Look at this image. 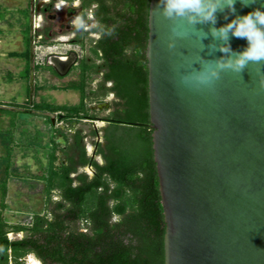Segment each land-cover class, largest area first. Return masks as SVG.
Segmentation results:
<instances>
[{"label": "water", "instance_id": "obj_1", "mask_svg": "<svg viewBox=\"0 0 264 264\" xmlns=\"http://www.w3.org/2000/svg\"><path fill=\"white\" fill-rule=\"evenodd\" d=\"M254 7L264 11V0L235 3L238 15ZM225 16L233 18L226 5L216 25L168 20L150 0L149 125L166 224L164 264H264V62L240 73L217 67L232 55L222 56L224 42L210 31L227 23ZM230 43L234 50L247 44ZM50 58L62 76L77 59ZM210 67L217 77L196 82ZM30 81L32 99V66Z\"/></svg>", "mask_w": 264, "mask_h": 264}, {"label": "trees", "instance_id": "obj_2", "mask_svg": "<svg viewBox=\"0 0 264 264\" xmlns=\"http://www.w3.org/2000/svg\"><path fill=\"white\" fill-rule=\"evenodd\" d=\"M124 1L126 6L113 15L110 6L103 3L106 15L101 22L106 26L99 50L92 52L101 62L91 59L89 63L85 58L81 79L63 87L77 90L79 103L28 99L25 104H10L58 113L60 121L68 124L96 119L86 104L88 78L94 72H103V94L113 91L119 99L104 117L108 121L105 145L95 143V154L102 155L103 163L88 155L81 129L75 135L58 129L65 145L57 142L54 134L47 169L38 176L46 182L45 213H35L27 223H9L0 215V264H23L28 254H34L42 264H164L166 224L149 125L146 47L150 0ZM14 54L26 57L23 76L29 81V49ZM41 66L35 63V71ZM107 81L113 85L106 87ZM41 88L35 83L34 92ZM48 122L52 123V117ZM59 150L66 155L65 161L59 160ZM84 166H91L93 174L79 172ZM6 185L7 179L2 184L3 200ZM56 190L60 199L52 201ZM10 232H23L24 236L12 239Z\"/></svg>", "mask_w": 264, "mask_h": 264}, {"label": "rangeland", "instance_id": "obj_3", "mask_svg": "<svg viewBox=\"0 0 264 264\" xmlns=\"http://www.w3.org/2000/svg\"><path fill=\"white\" fill-rule=\"evenodd\" d=\"M25 5V0H0V109L10 110V112L0 110V215L9 223H27L32 220L35 213H45L48 203L45 192L46 182L38 176L44 174L47 169L54 134L56 140L63 137L57 135V130L81 129L88 155L94 156L96 160L103 163L102 155L95 154V143L100 142L105 145L104 128L107 125L100 120L92 122L85 119L75 124H68L66 121H60L58 113L40 112L27 107L17 108L10 105L11 103L25 104L28 99L32 102L46 100L55 104L74 105L81 99L77 90L63 89L70 82L80 80L79 67H76L74 72L64 79L51 77L47 68L41 67L35 73L34 81L43 88L35 93L33 86L32 99L31 90L28 94L27 82L19 76L25 75V72L21 70L27 59L14 54L26 49L20 30V20L23 21V15L18 12V9L24 8ZM59 16L65 17V14L59 13ZM46 53L48 52H39L35 62L38 61L41 65L42 57ZM34 54L37 53L34 52ZM81 54L87 55L98 63L101 62L90 51ZM9 72L11 77H8ZM101 81L102 73L100 72H94L89 76L87 86L89 95L86 99L89 112L99 117L110 113L106 103L114 100L112 95L103 94L99 87ZM35 83L33 82V85ZM49 116L54 120L52 123L48 122ZM94 129L98 131L97 134L92 133ZM69 134L72 135L71 132ZM57 153L59 160H66L63 152L59 150ZM81 171L89 175L93 174L91 167H80L79 172ZM6 179V196L3 200L2 184ZM58 193L57 190L53 191L52 201L60 199ZM81 226L85 229V225ZM23 236V232L9 233L12 239ZM33 258L39 260L34 254H28L23 258V264H33L31 260Z\"/></svg>", "mask_w": 264, "mask_h": 264}, {"label": "flooded vegetation", "instance_id": "obj_4", "mask_svg": "<svg viewBox=\"0 0 264 264\" xmlns=\"http://www.w3.org/2000/svg\"><path fill=\"white\" fill-rule=\"evenodd\" d=\"M103 3V0H26L25 34L28 36V46L30 51L37 53L34 59L38 58L39 52H48L42 57L43 63L41 67H46L51 77L64 79L71 75L76 67L80 68L79 75L81 77L84 59L86 58L88 62L91 60L90 57L81 53H86L87 51L92 53L94 50H99L98 43L104 34L106 24L101 22V19L106 13L103 5L106 3L110 6L112 9L111 15L115 14L116 10L126 6L124 0H105V3ZM115 6L117 7L116 9ZM59 13H64L65 17L60 18ZM74 53H76L77 59L70 71L65 76L60 75L51 61V55L67 58ZM37 63L39 64L38 61ZM100 73H102L103 80V72ZM105 85L106 87L112 86L113 82L107 81ZM99 87L101 89V85ZM101 90L103 91V89ZM106 95H112L114 98L113 102H108L106 105L111 112L114 109V101L119 99L116 98L113 91ZM95 116L96 119L85 120L92 122L100 120L108 123L104 119L107 115L103 117ZM75 123L76 121H73L72 124ZM63 131L68 134L71 132L72 135H75L78 129L71 131L63 129ZM70 141L73 143L74 138H71Z\"/></svg>", "mask_w": 264, "mask_h": 264}, {"label": "clouds", "instance_id": "obj_5", "mask_svg": "<svg viewBox=\"0 0 264 264\" xmlns=\"http://www.w3.org/2000/svg\"><path fill=\"white\" fill-rule=\"evenodd\" d=\"M256 0H240L242 7L255 4ZM236 0H157V10L165 19L173 21L189 20L192 23H207L216 25L217 13L223 12L225 5L233 15L227 23L219 28L210 29L214 38L223 41L217 48L222 56L232 53L231 57L217 61V67L221 70L242 72L250 63L264 62V11L260 7H254L252 11L244 14H236ZM244 39L247 44L242 50H234L231 47V39ZM217 77V72L210 67L194 76L196 82L206 84Z\"/></svg>", "mask_w": 264, "mask_h": 264}, {"label": "crops", "instance_id": "obj_6", "mask_svg": "<svg viewBox=\"0 0 264 264\" xmlns=\"http://www.w3.org/2000/svg\"><path fill=\"white\" fill-rule=\"evenodd\" d=\"M25 2H26V0H25ZM25 10H26V5H25V7L24 8H19L18 9V12L21 14V15H23L22 16V20L24 21H21L20 20V30H21V37H22V41H23V45L25 46V50L24 51H17L16 53H24V52H26L28 49H29V51H30V48H29V46H28V36L25 34V25H26V17H25ZM31 52L33 53V58H31ZM19 56H21V57H24L23 55H19ZM34 56H35V54H34V52L33 51H30V61H31V65H30V73H31V66L33 67V72H34V75H35V73L37 72V70L35 71V69H34V64L35 63H37V62H35V59H34ZM17 57H18V55H17ZM26 68H27V61L25 62V65H24V68L21 70L22 72L24 71L25 73H26ZM41 68V67H40ZM20 76V78H22V79H24L26 82H27V92H28V94H29V90H28V88H29V81H30V75H29V81L21 74V75H19ZM8 77H11V75H10V72H9V75H8ZM34 83H35V81H34ZM37 83V82H36ZM34 86V85H33ZM30 90H31V86H30ZM31 102H32V100H31Z\"/></svg>", "mask_w": 264, "mask_h": 264}, {"label": "bare ground", "instance_id": "obj_7", "mask_svg": "<svg viewBox=\"0 0 264 264\" xmlns=\"http://www.w3.org/2000/svg\"><path fill=\"white\" fill-rule=\"evenodd\" d=\"M32 260V263L33 264H41L40 262L41 261H39V260H37V259H35V258H33V259H31Z\"/></svg>", "mask_w": 264, "mask_h": 264}]
</instances>
